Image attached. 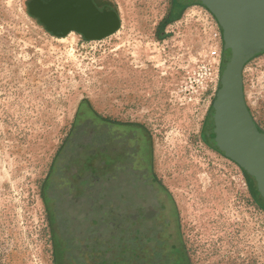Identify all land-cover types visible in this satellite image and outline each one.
Returning a JSON list of instances; mask_svg holds the SVG:
<instances>
[{"label":"rangeland","instance_id":"rangeland-1","mask_svg":"<svg viewBox=\"0 0 264 264\" xmlns=\"http://www.w3.org/2000/svg\"><path fill=\"white\" fill-rule=\"evenodd\" d=\"M29 1L0 0V264H55V240L65 229L84 239L82 213L99 221L90 228L100 249L115 244V227H127L120 198L129 184L103 180L93 201L88 195L82 203H72L65 186L59 152L81 105L74 138L84 133L87 105L139 126L190 264H264V209L251 192L256 182L214 142L209 121L224 48L215 17L186 0L174 13L172 0H108L119 11V31L87 41L48 33L29 15ZM244 88L264 130V53L246 65ZM95 123L97 133L84 139L103 148L96 157L107 161L112 139H129L133 131ZM87 159L84 151L81 160ZM138 183L129 190L136 205L149 190Z\"/></svg>","mask_w":264,"mask_h":264},{"label":"water","instance_id":"water-1","mask_svg":"<svg viewBox=\"0 0 264 264\" xmlns=\"http://www.w3.org/2000/svg\"><path fill=\"white\" fill-rule=\"evenodd\" d=\"M186 1L206 8L223 32L220 87L209 114L211 129L220 149L255 179L264 198V130L251 114L244 88L246 65L264 53V0ZM107 6L111 10L104 9ZM27 8L58 38L77 33L87 41H100L121 27L119 11L111 1L31 0Z\"/></svg>","mask_w":264,"mask_h":264},{"label":"trees","instance_id":"trees-1","mask_svg":"<svg viewBox=\"0 0 264 264\" xmlns=\"http://www.w3.org/2000/svg\"><path fill=\"white\" fill-rule=\"evenodd\" d=\"M82 107L84 105H81L78 110L71 135L66 139L65 144L59 152L60 161L65 162L63 169L64 176L67 177V184L65 186H68V189L73 194L70 197L76 199V201L73 199L72 203H82L88 195L92 198L91 193L95 185L100 182L102 183L103 180H108L106 160L100 157L97 159L96 157V154L99 155V152H105L104 149L98 147L96 144L92 145L91 142L84 139V136H91L97 133L96 121H100L102 127L107 129H110L112 122L99 115L91 105H87L89 115L83 123L85 129H81L84 133L81 134V139H78L80 136L77 137V135L74 138L73 135L77 121L82 115ZM129 125L134 126L136 131L138 130L141 133L138 125ZM84 151L88 159L83 163L81 157ZM60 161L59 166L61 164ZM60 172H62L61 168L58 174ZM102 172L105 174L100 176ZM247 177L250 176L247 175ZM70 191L68 190L69 193ZM251 192L253 194V189H251ZM259 202V205L264 209V200L261 197ZM93 206L95 205L92 203L90 207ZM80 218V222L84 224L79 226V228H82L80 234L83 235L84 239L77 240L75 235L72 234V231L69 232V230L65 229L62 232L64 238L60 240L57 238L55 240V256L56 254L59 256V258L55 257V264H141L142 232L140 231L139 224L128 223L127 227L123 225L118 230L115 227L113 231L114 236L117 237L115 244L112 245L111 242H107L106 246L103 247L104 249H100L101 243L97 238L92 236L95 231L92 230L93 227L90 228L93 225H98L99 221L95 219V216H90L85 213H82ZM86 228L89 231L86 232ZM59 241L61 242L59 243Z\"/></svg>","mask_w":264,"mask_h":264},{"label":"flooded vegetation","instance_id":"flooded-vegetation-1","mask_svg":"<svg viewBox=\"0 0 264 264\" xmlns=\"http://www.w3.org/2000/svg\"><path fill=\"white\" fill-rule=\"evenodd\" d=\"M180 5V0H172V13L180 8ZM104 9L111 10L108 6ZM129 124L113 123V125L131 129L133 133H129V139L124 135L112 139L106 163L109 183L124 181L123 188L128 187L129 184L130 193L135 189L134 179L139 183L144 181L149 188L144 197L141 196L140 205L132 202L129 190L120 198V202L125 205L129 223L140 225L142 232L141 264H182L186 262L190 264L185 259L184 252L180 250L172 200L164 190L142 146L147 139L139 136L141 134L139 132L134 133L135 127ZM213 139L217 143V137L214 134ZM251 179L256 182L253 177ZM255 185L252 197L259 205L260 197L263 200L264 198L258 191L257 183Z\"/></svg>","mask_w":264,"mask_h":264},{"label":"crops","instance_id":"crops-1","mask_svg":"<svg viewBox=\"0 0 264 264\" xmlns=\"http://www.w3.org/2000/svg\"><path fill=\"white\" fill-rule=\"evenodd\" d=\"M95 110V109H94ZM96 111V110H95ZM97 112V111H96ZM99 115H101L103 118L105 119H108L110 122H112V124L110 125H113V123H125V122H121V121H118V120H115V119H109L107 117H104L101 113L97 112ZM109 127V126H108Z\"/></svg>","mask_w":264,"mask_h":264},{"label":"bare ground","instance_id":"bare-ground-1","mask_svg":"<svg viewBox=\"0 0 264 264\" xmlns=\"http://www.w3.org/2000/svg\"><path fill=\"white\" fill-rule=\"evenodd\" d=\"M70 37L74 38L75 36L74 35H70Z\"/></svg>","mask_w":264,"mask_h":264}]
</instances>
